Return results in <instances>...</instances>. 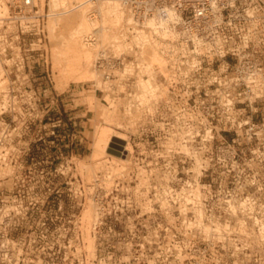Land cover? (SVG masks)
<instances>
[{
  "label": "built area",
  "instance_id": "built-area-1",
  "mask_svg": "<svg viewBox=\"0 0 264 264\" xmlns=\"http://www.w3.org/2000/svg\"><path fill=\"white\" fill-rule=\"evenodd\" d=\"M45 1L0 0V184L17 183L13 175L26 163L28 148L14 145L22 138L18 122L28 128L48 118L54 138L69 122L73 128L60 116V95L47 94V64L38 71L29 64L34 57L46 62ZM104 1L91 0L88 13L92 29L85 40L98 46L93 67L102 82L91 85L102 94L111 91L112 99L141 105L144 99L134 97L138 81L150 77L153 86L154 73V95L146 96L153 112L138 126L150 146L140 152L156 160L181 155L187 167L194 164V181L209 194L217 187L216 198L243 223L232 229L233 242L218 244L222 251L214 264H259L255 254L242 251H264V0H121L124 15L111 39L102 37L97 10ZM152 56L163 64L149 62ZM16 90L23 91L21 98ZM66 137L74 149L76 132ZM101 207L91 227L97 263L153 264V226L103 227L108 215Z\"/></svg>",
  "mask_w": 264,
  "mask_h": 264
},
{
  "label": "rangeland",
  "instance_id": "rangeland-1",
  "mask_svg": "<svg viewBox=\"0 0 264 264\" xmlns=\"http://www.w3.org/2000/svg\"><path fill=\"white\" fill-rule=\"evenodd\" d=\"M43 2L41 0V5ZM45 4V12L49 14L50 0H46ZM57 6L61 7L62 3ZM86 9L84 17L89 22V7ZM54 11L60 10L55 8ZM101 19L103 25L110 28L118 26L119 19L113 11L106 16L101 15ZM51 27L55 25L48 15L43 27L46 62L44 58L34 57L29 64L36 71L47 64L51 79L47 94L74 92V105H87L97 119L85 133L86 138L82 142L84 151L82 149L79 153L76 150L78 146L71 149L68 137L63 138L65 132L72 129L69 124L60 127L59 136L54 138L50 134L51 121L48 118L42 122L35 120L28 128L17 123L22 138L20 142L14 139V145L28 148V154L23 158L26 163L13 175L17 183L0 184V197L9 196L4 202L0 201V264H98L91 227L97 219L99 206L108 215L102 223L103 227L113 225L123 228L130 223L153 226V264H178L173 257L185 259L186 264H214L215 255L222 251L218 244L233 242L229 238L235 235L232 229L243 223L239 217L228 214L225 202L216 198L217 187L213 186L209 194L206 187L194 181V164L187 167L186 163H182L181 155L169 160H156L153 153L140 152L142 147L150 146L147 141L150 138L141 139L138 126L140 120H144L143 115L153 112L146 97L151 93L141 92L146 79H140L134 91V97L144 99L143 104L137 105L134 101L129 103L126 98L112 99L111 91L105 90L102 94L95 90L92 82L97 87L102 86V82L93 67L94 52L91 61L82 66L75 65L74 70L63 71V78L59 77L60 67L53 59L57 41L51 36ZM110 36L115 37L113 34ZM80 75L83 78L76 77ZM147 80L151 82L150 77ZM38 90H35L37 94ZM15 92L21 98L23 91ZM100 96L108 104L98 100ZM48 98L43 97L42 100L48 104ZM102 116L107 118L106 123ZM95 125L105 126L109 136L125 137L127 150L124 157L128 156L127 162L107 154L99 161L91 160L92 141L88 135ZM53 139L55 141L51 142ZM93 210L97 215L88 224ZM209 211L215 215L208 216ZM245 225L254 227L249 222ZM226 229H230L225 234L226 238L219 237L218 234L223 235ZM68 243L70 246H67ZM114 252L125 254L130 251ZM242 252L255 254L259 264H263L262 249Z\"/></svg>",
  "mask_w": 264,
  "mask_h": 264
},
{
  "label": "bare ground",
  "instance_id": "bare-ground-1",
  "mask_svg": "<svg viewBox=\"0 0 264 264\" xmlns=\"http://www.w3.org/2000/svg\"><path fill=\"white\" fill-rule=\"evenodd\" d=\"M60 3H62V6L61 7L57 6ZM104 6L106 8L103 9ZM88 7H89V10H88V13H89L90 7H91V0H50V10L51 11L47 15H49L53 19V25H55V27H51V30H52L51 36H53L57 41V46H55V48L53 49V59H54V62L58 64L60 67L59 77H62V75L64 74L63 71L68 72V71L74 70L75 65H79V64L84 65L86 62L91 61L92 52H94L95 49H97L98 47V46L95 47L94 45L92 46L88 44L85 40L86 36L90 33L92 29L91 23L87 22L84 17V12H85L84 10ZM55 8L56 9L58 8L60 11H54ZM3 9L5 10V8ZM97 10L100 13L102 37L104 39L114 38L110 36V34L115 35L113 33V30L117 28L118 26L110 28V26L108 25H103L102 19H105V17L101 19V15L106 16L107 14H109V12L113 11L115 15L117 16V18L119 19V22H118V25H119L124 15V9L122 7L121 0H108V1L100 2L97 6ZM88 13H87V18L89 20ZM153 29H155V27H153ZM108 32H111V33H108ZM121 48H123V46L121 45L117 46V50H121ZM149 62L153 64L154 63L163 64V59L157 56H152ZM89 67H92V66L89 65ZM80 76H76V77L80 79L83 78L82 77L83 75L81 77ZM91 76H93L92 71H91ZM153 77H154V73H153ZM78 81L81 82L82 80H78ZM147 82L148 80L143 81V85L141 86V92L149 91L147 92V94L151 93L154 95V92H155L154 84L152 86V81L148 82V84ZM106 121H107V118L104 117L103 122L106 123ZM108 132L109 131L107 130L105 126L95 125L93 130L89 133L88 137L92 141L91 160L93 162L99 161L101 160L102 157H104L105 154H107L118 161L127 162L129 159L128 156L124 157V152L125 150H127L125 143L122 144L123 150L119 152L120 155L123 154V156L115 155V156H118L117 158L113 156V154L111 155V153H109L108 151L109 143L112 141V138L116 137L120 139L121 141L125 142L126 141L125 137L122 135L109 136ZM96 163L99 164V162H96ZM243 203L244 202H241V205H243ZM96 215L97 214L94 210L89 214L88 224H91V222L95 220ZM261 227L264 229V223L261 225ZM93 255L94 254H92V256Z\"/></svg>",
  "mask_w": 264,
  "mask_h": 264
},
{
  "label": "crops",
  "instance_id": "crops-1",
  "mask_svg": "<svg viewBox=\"0 0 264 264\" xmlns=\"http://www.w3.org/2000/svg\"><path fill=\"white\" fill-rule=\"evenodd\" d=\"M60 95V103H59V111H60V116L63 118H66L67 120H71V124L74 126L73 131L76 132V139H75V147L77 152L79 153L80 150H82L85 145L82 143L83 139L85 137V133L89 132V128L91 127L92 122L94 123L95 120L97 119V115L88 108L87 105L83 104V106H75L74 105V100H75V94L74 92L67 93V94H59ZM98 100L102 102V97H98ZM55 113V111H54ZM52 115H55V114ZM56 116V115H55ZM70 125V122H69ZM58 131H61L58 129ZM63 132V131H62ZM67 136V133L63 135V138ZM84 151V149L82 150ZM80 155V154H79Z\"/></svg>",
  "mask_w": 264,
  "mask_h": 264
},
{
  "label": "water",
  "instance_id": "water-1",
  "mask_svg": "<svg viewBox=\"0 0 264 264\" xmlns=\"http://www.w3.org/2000/svg\"><path fill=\"white\" fill-rule=\"evenodd\" d=\"M122 144H124L123 141L120 139L114 137L112 138V141L109 143V153L113 155H120V151L123 150ZM124 152V151H123Z\"/></svg>",
  "mask_w": 264,
  "mask_h": 264
}]
</instances>
